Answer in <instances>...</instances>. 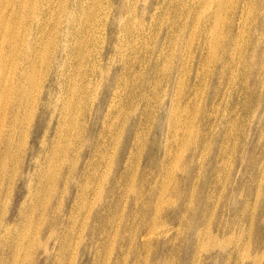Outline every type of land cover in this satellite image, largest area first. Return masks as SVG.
Instances as JSON below:
<instances>
[{
    "label": "rangeland",
    "instance_id": "rangeland-1",
    "mask_svg": "<svg viewBox=\"0 0 264 264\" xmlns=\"http://www.w3.org/2000/svg\"><path fill=\"white\" fill-rule=\"evenodd\" d=\"M60 1L0 0V14H16L4 20L0 18V39L10 38L6 27L12 25L11 19L16 20L19 38L24 33L26 35V27L32 14L49 16H45L49 34L46 33L44 38H53L56 35L54 25L57 18L74 14L77 23L78 20L82 22L81 29L85 31L89 42L86 45L81 43L80 50L77 47L72 60L75 64L76 58L84 53V65L81 66L83 70L80 68L82 75L95 61L93 82L100 77L98 96L93 104L90 103V95L85 96L88 99H85L83 107L88 124H92L94 119L93 113L92 116L88 115V107L91 105L95 113L98 100L110 77L121 73L122 132L114 166L109 171L105 166L100 168L98 180L91 181L81 197H75L77 190L74 186V173H69L67 179H64L67 174L66 165L62 166L61 174H57L54 168V173L60 177L55 175L56 178L49 181L50 186L41 190V198L48 201L41 204L37 202L35 205L33 220L28 224L27 237L24 239V243L27 246L29 244L25 250L27 253L21 251L13 264H264V0ZM86 14L91 17V14L94 15L87 18ZM86 18L92 21H85ZM89 26L92 28L88 34L85 28ZM0 45V58L3 59L7 50H2V44ZM5 46L4 44L3 47ZM76 77V83L79 84L81 80L78 79L79 76ZM134 86L138 92H133ZM140 95H147L149 103L147 113L142 115L139 122L140 110L144 106ZM174 98L175 104L180 100L181 106L187 109L185 114L180 112L177 115V119L180 117L182 122L178 136L185 137L188 123H193L197 139L192 141L188 138L190 143L186 145L185 140L184 144L180 142L178 145L171 142L168 151L173 149L176 157L169 159L173 160L168 165L171 173L161 176L158 175L156 166L149 168L148 164L150 159L156 160L163 155L168 121L166 110ZM39 111L37 109V113ZM105 111L106 106L98 110L95 131L103 127ZM124 113L127 115L125 118ZM48 119L49 114L46 116V120ZM158 124L162 125V130L156 131L154 127ZM129 128L138 129L140 134L144 133L145 143L143 142L138 167L136 156H130L133 158L129 163L125 156L130 143L129 136L126 135ZM105 133L109 134L106 130ZM52 134L53 132L49 134V138ZM89 135L88 131L84 134L85 143ZM132 135L135 136V133ZM33 141L31 139L30 144ZM153 141H157L156 146L152 145ZM35 144H39V141L35 140ZM195 145H198L196 156L189 161ZM218 148L221 150L220 155H216ZM131 149L133 153L136 152L135 144ZM119 154L122 156L121 161L125 162L123 166L121 162L117 169L125 168L129 173L121 179V184L112 193L114 169L116 170ZM76 155L73 150L69 152L68 164L76 160ZM84 159L78 156L77 164L81 165ZM146 168L149 170L142 176V171ZM184 168H191L192 171V177L186 181L187 185L183 178ZM18 171L27 178L32 167H20ZM142 177L146 182L150 180L151 185L155 182L158 184L157 190L151 194L152 203L146 208L144 202L149 199L150 189L146 184L145 187L140 185ZM26 183V179L21 182L16 178L11 190L7 189V183L3 186L0 200L8 195L5 215L10 221L16 220L18 216L19 205L26 193ZM174 186L175 189L172 188ZM96 211L105 219L94 220L93 213ZM70 214L74 215L68 220ZM62 217L64 221L61 219L57 222ZM64 224L74 236L71 246L68 250L65 249L62 258L57 259L53 238L48 236L49 228L54 227L55 233H58L64 228ZM93 224L104 229L105 234H96L92 241L90 227Z\"/></svg>",
    "mask_w": 264,
    "mask_h": 264
},
{
    "label": "bare ground",
    "instance_id": "bare-ground-1",
    "mask_svg": "<svg viewBox=\"0 0 264 264\" xmlns=\"http://www.w3.org/2000/svg\"><path fill=\"white\" fill-rule=\"evenodd\" d=\"M129 1H131V0H129ZM60 2H62V1H60ZM64 2H66V1H64ZM20 3H22V2H20ZM43 3H46V1ZM133 3L134 2H132V5H133ZM165 4H166V2H165ZM170 4H171V2H170ZM61 5H63V4L61 3ZM89 5H88V7H89ZM181 5H182V3H181ZM127 7H128V5H127ZM31 8H33V7H31ZM62 8H64V6ZM62 8L59 10H62ZM95 8H96V6H95ZM177 8H178V6H177ZM32 10H34V9H32ZM171 10L173 11V9H171ZM19 11H21V10H19ZM19 11H17V13ZM38 11L39 10H37V12ZM75 12H76V10H75ZM84 12H86V11H84ZM28 13H30V12H28ZM62 13H63V11H62ZM88 13H90V12H88ZM167 13L168 12H166V14ZM94 14H91L92 17ZM166 14H165V16H166ZM15 15L16 14H13V13L12 14H4L3 13V14H0V18H1V20H4L8 16L14 17ZM45 16H46L45 14H35V15L32 14L31 15V21H30V23H28V26L26 27L28 32H26L27 33L26 35L24 33V36H22V37L20 36V38L18 35L19 31L17 32V30H16V26H17L16 20L11 19L12 25L11 26L7 25V27H6V31L9 34L11 39L10 38L0 39V44H2V50H4L5 48L7 50V53L4 56V58L3 59H2V57L0 58V196H1V193L3 191V186L5 183H7V186H8L7 189L11 190L13 187V181L16 178L20 179L21 182H22V179L23 180L26 179V182H27L25 185L26 193L23 194L24 196H23V199L21 200V204L19 205V211H18V216L16 217V220L10 221L9 217L5 215L6 204H7V201L9 200L8 195L5 196L4 200H2V201L0 200V209H2L0 212V264H13L15 261L14 259L17 257V255L21 251L24 252L25 250H27V247L29 246V244L27 246V244L24 243V239L27 237L26 232H27V228L29 227L28 224H30L31 221L33 220L32 219V216H33L32 211H33L35 205L37 204V202L41 204V203H43V201L44 202L46 201V200H43L41 198V195H42L41 190H45L46 186L49 185V181H52L56 178L55 177L56 174L54 173V168L56 169V173L58 174L61 172L62 166H64V164L66 165L65 170L67 171V174L65 175L64 179H67V177L69 176V173H74V176L76 178V180H75L76 182H75L74 186L76 187V190H77V194L75 197H79V196L81 197L86 192V190L88 188V184H90V182L93 181L94 179L98 180L97 176H98V172H99L100 168H102V167L104 168V166H105V168L106 167L109 168L108 169V171H109L110 168L112 166H114L115 158L117 155V149H118L117 144L120 140V135L122 132L121 121H122L123 117L121 118V121H120V116L122 114L121 113L122 112L121 111V104H122L121 103V73H115L114 75H112L110 77L108 83L106 84V86L103 90L101 97L98 100L99 105H98L95 113L93 112L91 105L88 107V111H87L88 115L92 116V113H93V118H94L92 120V124H88V121L86 119V114L84 113L85 108L83 107L86 103L85 99H88V98H85V96H87V94H88V96L90 95V97H91L90 103L93 104L94 100L98 96V88H99L98 79L100 77L97 79V81L93 82L94 73H95L94 67L96 66L95 61H93V63L91 62L92 63L91 68L88 66L90 69L87 68L86 70H84V72L82 71L83 72V75H82L80 68H81V66L84 65V62H83L84 61V59H83L84 53L80 54L79 58H76L77 61L75 64H74L72 58L74 57L73 53L75 52V50L78 49L77 47H79L81 45V43H85V45H86V42L89 39H88L87 35L85 34V31L83 32V30L81 29L80 24L82 22L78 20V23H77V19L75 18L74 14H67L62 18L61 17L59 19L57 18V21L54 20V21H56V23L54 25V32L56 35H55V37L53 36V38L47 37L48 40L47 39L45 40L44 37H45V34L48 33L47 29L49 28V27L46 28V23H47L46 17H49V16H46V17ZM86 16L88 18L90 16V14H86ZM124 16H126V14ZM159 16L160 15H158V18H159ZM92 17L90 16V18H92ZM87 18L85 19V21L90 20V19L88 20ZM128 18H130V16ZM90 21H92V20H90ZM51 23L54 24V22H51ZM87 25H88V23H87ZM152 25H153V23H152ZM22 26H24V25L22 24ZM97 26H96V28L98 29ZM147 26H149V25H147ZM91 28H90V26L88 28H85L86 33L88 31V34H89V31L91 30ZM151 30H154V29H151ZM139 33L140 32L138 31V34ZM93 34H94V32H93ZM134 35H136V34L134 33ZM169 35H170V33H169ZM211 35H212V33H211ZM129 36H130V34H129ZM119 37H117V38H119ZM143 37H144V35H143ZM93 38H96V37L93 36ZM130 38H131V36H130ZM150 38H151V36H150ZM148 39H149V36H148ZM172 40L173 39H171V41ZM206 42H207V39L205 38V43ZM120 43H122V42H120ZM165 43H167V41ZM4 44L6 45L5 47H3ZM129 44H127V45L129 46ZM94 45H95V43H94ZM132 45H134V43ZM141 45H143V44H141ZM209 45H211V44H209ZM139 47H141V46H139ZM211 48H212V46H211ZM80 49H81V47H79V50ZM151 49H153V48H151ZM126 51H127V49H126ZM78 52H77V54H78ZM150 52H152V51H150ZM119 53H120V55L122 54L121 52H119ZM93 54H94V52H93ZM132 54H134V53H132ZM88 55L89 54H87V56ZM156 55H157V53H156ZM100 56H101V53L99 52L98 57H100ZM137 56H136V58H137ZM143 57H142V59H143ZM148 57H147V59H148ZM182 57H184V56H182ZM127 58H128V56H127ZM97 59H99V58H97ZM185 59H186V57H185ZM205 62H207V60ZM88 64H89V62H88ZM129 64H130V62H129ZM165 66H166V64H165ZM180 67H181V65H180ZM164 69H166V68H164ZM168 69H170V68H168ZM154 70H156V69L154 68ZM76 76H79L78 79L80 78V80H81V82L79 84L76 83V79H75V78H77ZM100 76H101V74H100ZM165 77L167 79V76H165ZM130 78H132V77H130ZM152 79H153V77H152ZM84 80H85V82H83ZM176 81H178V80H176ZM141 85H144V84H141ZM154 85H155V83H154ZM143 87H145V86H143ZM124 88H126V87H124ZM134 88H135V90H133V92L134 93L138 92L136 89L137 87L134 86ZM181 90H182V88H181ZM181 90H179V92ZM150 93H151V91H150ZM140 98L144 101V106H143V109L140 110V116L138 117L139 122L142 120V115L147 113L146 109H147V105L149 103V98L147 95H140ZM175 99L176 98L172 99L170 107L166 110L168 121H167V126H166L167 127L166 139H165L166 142L164 143L163 155L156 160H153V158L150 159V162L148 164L149 168L152 166H156V168L158 170V175H161V176H166L169 173H171L168 165L172 159L171 160H169V159L171 157L175 156V151L173 149H169V151H168V146L171 144V142L174 141V144L178 145L180 142H183V144H184V142L186 141L185 142V145H186L187 143H190V142H188V138L192 141H195L197 139V133L193 131V127H192L193 123H188V125H187L188 132L185 130L186 131L185 137L178 136L179 135L178 129L181 127L182 122L180 120L181 119L180 117L177 119V115H178V113L180 114V112L185 114L187 109L184 106H181L180 100L177 101L178 105H177V103L175 104V102H174ZM190 101H191V99L188 100V102H190ZM153 103L154 102H152V104ZM118 105H120V107ZM104 106H106L107 111H105V116L103 118V127L101 128V130L95 131L94 126L96 125V117H97L98 110L100 108H103ZM136 108H138V106ZM37 109L40 110L38 113H37ZM48 114H49V119L46 120V116ZM126 114H125V116L123 115L124 118L127 117ZM106 117H108V118L111 117V119L107 120ZM214 125H216V124H214ZM134 128H135V126H134ZM134 128H129V130H127V133H126V135L129 136V142L130 143L128 145V149L125 151V156L128 159V163H129V160H131L133 158V157L130 158V156H136V161H137L136 167H138L139 161H140L139 157L141 155L142 147H143L145 142L143 141L144 133L142 132L143 133V135H142V133L141 134L139 133L138 129H134ZM154 128L156 131L162 130V125L158 124ZM210 128H211V125H210ZM105 130L108 131L109 134H106ZM87 131L90 133V135L88 136L87 142L85 143L83 136ZM51 132H53V134H52V137L49 138V134ZM146 132H147V130H146ZM132 133H135V136L132 135ZM133 136H134V138L131 139ZM31 139L34 140L32 144H30ZM35 140L36 141L38 140L39 144H35ZM133 144H135V146L137 148L135 153H133V151L131 149ZM156 144H157V141L156 142L153 141L152 145L156 146ZM153 146L151 147L152 149H153ZM194 148L192 149L189 161H192L194 159V157L196 156L198 145H195ZM71 150L74 151L75 155L77 154L76 155L77 158H76V160H73L74 161L73 163L69 162V164H68L67 161L69 159V152ZM127 153H129V154H127ZM220 154H221V150H220V148H218L216 151V155H220ZM177 155H178L177 158H179V154H177ZM78 156H80V158H85L83 160L84 162L81 165H80V163L77 164L78 163ZM121 159H122V156L119 154L118 162L116 164V170L114 169V176H113V183L114 184H112V186H111L112 193H114V190L116 189L117 185L121 184V179L129 173V171H126L125 168L124 169H122V168L117 169L118 165H120L121 162H122L121 166H123V162H125L124 160L121 161ZM174 165H172V166H174ZM27 166L32 167V171L28 173V176L26 178V176L23 177L24 175L22 173H19L18 169L20 167L22 169H25V167H27ZM252 166H253V164H252ZM187 167H190V165ZM149 168H146L142 171V176H144L146 174V170H149ZM183 171L185 172L184 173L185 176L184 177L182 176V177L185 179V184L187 185L186 181L189 180L190 177H192V171H191V168H184ZM101 174L102 173L100 172V175ZM56 176L58 177L59 175H56ZM33 178H35L34 182H33ZM98 182H100V181H98ZM64 183H66V181ZM52 184H53V182H52ZM145 184L148 185V187L150 189V191L148 193L149 199H147L144 202V205L146 208L147 206H149L152 203L151 194L157 190L158 184L155 182L151 185L150 180H148L146 182L144 180V178L142 177L140 185L145 187L146 186ZM64 186H65V184H64ZM93 187H95V186L93 185ZM126 188H127V186H126ZM172 188L175 189L176 187L174 186ZM128 189H129V187H128ZM61 192H63V191H61ZM140 192H138V193L140 194ZM181 194H182V192H181ZM90 195H91V193H90ZM157 195H158V193H157ZM46 197H48V196H46ZM92 197H93V195H92ZM0 199H1V197H0ZM155 200H156V198H155ZM47 201H48V199H47ZM187 204H189V203H187ZM42 208H43V206H42ZM156 212H157V210H156ZM73 215L70 214V216H68V220H69V218H72ZM93 215H94L93 216L94 220H98V219L104 220L105 219V217H103L102 214L97 213V211L94 212ZM36 218L39 219L38 217H36ZM61 219H62V221H64V219L62 217V218H59V220L57 222H60ZM82 221H84V220H82ZM57 222H56V224H57ZM65 225L66 224H64V228L62 227V230L58 231V233H55L56 229L54 227L50 226V228H49L48 236L53 238V244H54L53 248H54L55 257L57 259L62 258L61 255L65 252V249L68 250V247L71 246V243H72L71 239H73V236H74L73 232L70 229H68V227H66ZM117 226H118V224H117ZM65 229H67V230L64 233ZM31 231H33V230H31ZM31 231L29 232L30 234H31ZM149 231H150V229H149ZM90 233L92 234L91 240L93 241L95 239L96 234H100L102 236L105 234V230L100 228V227L98 228V226L96 224H93L90 227ZM145 235H148V234H145ZM96 237H98V236H96ZM200 238H202V237H200ZM31 240H33V238ZM199 243H201V242H199ZM23 254H25V253H23ZM92 256H93V254H92ZM47 257L49 258V256H47ZM20 258H23V256Z\"/></svg>",
    "mask_w": 264,
    "mask_h": 264
}]
</instances>
